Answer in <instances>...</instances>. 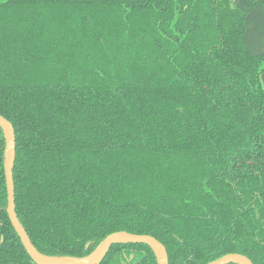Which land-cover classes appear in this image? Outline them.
<instances>
[{"label":"trees","instance_id":"1","mask_svg":"<svg viewBox=\"0 0 264 264\" xmlns=\"http://www.w3.org/2000/svg\"><path fill=\"white\" fill-rule=\"evenodd\" d=\"M0 114L41 253L124 230L169 264H264V0H0ZM6 145L0 125V264H37ZM101 264L160 261L126 241Z\"/></svg>","mask_w":264,"mask_h":264},{"label":"water","instance_id":"2","mask_svg":"<svg viewBox=\"0 0 264 264\" xmlns=\"http://www.w3.org/2000/svg\"><path fill=\"white\" fill-rule=\"evenodd\" d=\"M0 125L5 130L7 145L5 150V175L8 189V207L7 211L10 220L20 236L27 252L37 264H52L46 260L48 256L39 251V249L32 242L26 228L19 219L16 212L15 199V182H14V166L16 161V132L14 125L6 117L0 114ZM131 241L134 243H145L151 246L159 257L160 264H169V255L166 246L153 235L149 234H135L128 231H116L109 234L91 253L81 258H73L76 261L68 264H101L106 257L111 246L117 242ZM160 254V256H159ZM254 264L253 261L246 255L241 253H228L220 258L212 260L206 264Z\"/></svg>","mask_w":264,"mask_h":264},{"label":"bare ground","instance_id":"3","mask_svg":"<svg viewBox=\"0 0 264 264\" xmlns=\"http://www.w3.org/2000/svg\"><path fill=\"white\" fill-rule=\"evenodd\" d=\"M160 256V254H159ZM69 257H46V260L52 264H68L76 261L75 259H68Z\"/></svg>","mask_w":264,"mask_h":264},{"label":"rangeland","instance_id":"4","mask_svg":"<svg viewBox=\"0 0 264 264\" xmlns=\"http://www.w3.org/2000/svg\"><path fill=\"white\" fill-rule=\"evenodd\" d=\"M68 259H70V260H71L72 258H70V257H69Z\"/></svg>","mask_w":264,"mask_h":264}]
</instances>
